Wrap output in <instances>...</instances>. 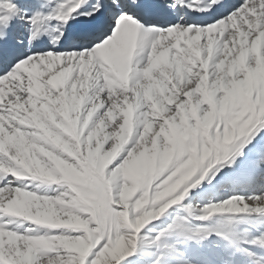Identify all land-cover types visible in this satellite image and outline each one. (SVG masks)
Listing matches in <instances>:
<instances>
[{
    "label": "snow or ice",
    "instance_id": "snow-or-ice-1",
    "mask_svg": "<svg viewBox=\"0 0 264 264\" xmlns=\"http://www.w3.org/2000/svg\"><path fill=\"white\" fill-rule=\"evenodd\" d=\"M237 173L264 0H0V264H264Z\"/></svg>",
    "mask_w": 264,
    "mask_h": 264
},
{
    "label": "bare ground",
    "instance_id": "bare-ground-1",
    "mask_svg": "<svg viewBox=\"0 0 264 264\" xmlns=\"http://www.w3.org/2000/svg\"><path fill=\"white\" fill-rule=\"evenodd\" d=\"M227 172L228 170L225 169ZM236 182L233 186H229L226 190L221 191L220 198L225 195L232 194L233 192H239L241 194L250 193L253 191H264V176L253 177L244 174L237 173ZM257 179L259 182H257ZM215 184V182H214ZM205 188L211 189V186L204 185ZM209 196H216V192L210 190L208 192Z\"/></svg>",
    "mask_w": 264,
    "mask_h": 264
}]
</instances>
